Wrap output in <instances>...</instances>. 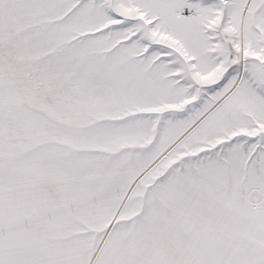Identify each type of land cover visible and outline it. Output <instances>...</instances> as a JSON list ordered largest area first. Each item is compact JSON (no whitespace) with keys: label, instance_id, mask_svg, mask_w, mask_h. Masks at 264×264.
<instances>
[{"label":"snow or ice","instance_id":"snow-or-ice-1","mask_svg":"<svg viewBox=\"0 0 264 264\" xmlns=\"http://www.w3.org/2000/svg\"><path fill=\"white\" fill-rule=\"evenodd\" d=\"M0 264H264V0H0Z\"/></svg>","mask_w":264,"mask_h":264}]
</instances>
